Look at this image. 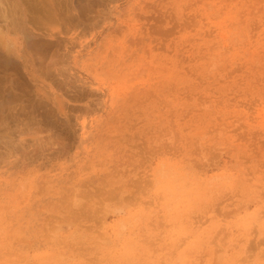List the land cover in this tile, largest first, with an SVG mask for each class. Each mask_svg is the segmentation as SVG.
<instances>
[{"label":"rangeland","instance_id":"obj_1","mask_svg":"<svg viewBox=\"0 0 264 264\" xmlns=\"http://www.w3.org/2000/svg\"><path fill=\"white\" fill-rule=\"evenodd\" d=\"M10 2L0 264H264V0Z\"/></svg>","mask_w":264,"mask_h":264},{"label":"bare ground","instance_id":"obj_2","mask_svg":"<svg viewBox=\"0 0 264 264\" xmlns=\"http://www.w3.org/2000/svg\"><path fill=\"white\" fill-rule=\"evenodd\" d=\"M1 1L3 2V0ZM6 9L7 10L3 12L0 10V59L2 61L1 64H3V62H6L12 65L13 63H17L15 62L17 61L15 60L17 58L16 34L18 32V28L20 27L19 19L17 18L18 13L16 10V5L10 2L8 3V7ZM30 34L28 32H25L24 37H26L27 39H31ZM12 81L15 80L13 79Z\"/></svg>","mask_w":264,"mask_h":264}]
</instances>
